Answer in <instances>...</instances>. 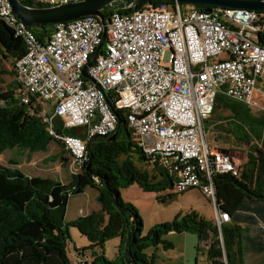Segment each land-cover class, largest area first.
Here are the masks:
<instances>
[{"label": "built area", "instance_id": "1", "mask_svg": "<svg viewBox=\"0 0 264 264\" xmlns=\"http://www.w3.org/2000/svg\"><path fill=\"white\" fill-rule=\"evenodd\" d=\"M34 1L49 7L80 0ZM173 3L112 12L104 23L95 17L57 23L45 43L13 14L8 0H0V21L24 45L13 68L20 103L35 97L51 107V117L44 109L39 114L69 155L71 175L87 162L84 140L110 136L121 111L136 147L172 179L170 192L199 189L215 204L213 177H238L240 166L207 145L204 122L219 94L264 110L255 100L264 80V48L256 43L264 16L219 7L182 11ZM52 117L65 129H79L84 140L54 134ZM214 220L220 230L229 217L216 211Z\"/></svg>", "mask_w": 264, "mask_h": 264}, {"label": "trees", "instance_id": "2", "mask_svg": "<svg viewBox=\"0 0 264 264\" xmlns=\"http://www.w3.org/2000/svg\"><path fill=\"white\" fill-rule=\"evenodd\" d=\"M19 2L32 8L47 7L34 0ZM161 5L174 6V3H143L116 12L130 14ZM178 5L180 8L205 10L200 6ZM111 13H104V20ZM53 26L29 28L38 41L45 43ZM256 43L264 48V31L256 33ZM24 52L23 42L0 21V155L14 147L29 153L45 152L52 142L59 145L63 155L66 153L63 145L49 134L48 125L39 114L42 104L30 97L29 104L23 105L18 98L19 84L13 68ZM216 108L226 109L232 115L233 128H226L228 134L250 146L246 162L239 167L238 177L228 174L213 177L215 208L229 217L227 223L221 224L220 230L215 220L189 213L154 226L145 237H141L142 222L138 211L121 199L119 191L133 184L146 192L164 191L171 189L172 179L157 167H153L156 174L150 175L136 166L135 155L136 160L148 162V159L134 144L123 112L116 111L118 124L114 141L104 137L84 140L79 129H65L59 118L52 117L54 134L84 140L87 162L79 173L71 175L67 184L51 178L27 176L12 167L16 165L12 161L9 163L11 167L0 165V264H70L67 255L70 228H75L88 240L90 249L100 251L91 264H153V257H147L146 249L161 246L163 250H170L173 244L163 238L169 233L183 232L197 237V253L205 251L209 264H244L247 251L264 252V241L258 243L257 238H264V113L254 116L246 105L223 94L216 97L213 111ZM47 116L51 117L52 113ZM156 175L160 180L152 182ZM88 187L97 190L100 209L66 221L69 200ZM168 198L172 200L175 196L169 194ZM253 233L256 238H252ZM113 238H119L120 242L117 258L112 262L102 251L105 242Z\"/></svg>", "mask_w": 264, "mask_h": 264}, {"label": "rangeland", "instance_id": "3", "mask_svg": "<svg viewBox=\"0 0 264 264\" xmlns=\"http://www.w3.org/2000/svg\"><path fill=\"white\" fill-rule=\"evenodd\" d=\"M181 8H183V11L187 8L189 9V7L184 6ZM7 67L8 70H11L9 65H7ZM4 79L5 81H9V78ZM40 108L44 109L49 115L52 112L50 106L42 104ZM250 110L254 116H259L264 113V110L255 108H251ZM212 115L215 122H219L215 126V133L221 131V129H226L227 127L233 128V124L231 122L232 115L228 110L216 108L214 109ZM220 137L221 138H218V140L228 144L229 149H231L230 151L224 152H227L232 158H234L239 166H242L246 162V156L250 151V146L245 144L244 141H235L230 136ZM206 140L208 141V138ZM26 152V150L18 147L7 149L2 153L5 159L4 162L0 161V164L4 165L8 159H11L14 163H21L25 158ZM35 156L37 157V160L47 156L42 167L48 168L50 173H55V171L61 167L63 174L65 173L64 175H68L69 177L71 176V159L67 153L63 155L60 154V147L55 142H52L45 152H39ZM134 162L139 169L146 170L150 173V175L156 174L151 164L142 160H136V155L134 157ZM158 180H160L159 176H157L156 180L152 182H156ZM119 193L124 202L131 204L138 211L142 222L140 231L141 237H145L148 231L154 226L172 222L173 220L181 218L189 213H196L206 220H210V218H213L215 215L213 200L204 195L199 189H189L180 194L170 192L171 195L175 196L172 200H169V194L166 190L146 192L143 191L137 184L121 189ZM97 195V190L88 187L84 190V192L71 197L70 207L73 209L75 208L77 211L79 206L86 205L85 203L89 199L92 206L96 205L98 204L97 200H95ZM163 199L166 200L163 202ZM72 214V209H70L68 216L65 217V219L70 220L73 218ZM69 236L70 241L68 243L67 255L70 264H74L73 256L75 252L83 254L81 258H86L89 263H91L94 258L100 254L98 249L89 248L90 243L88 240L81 236L75 228L69 229ZM163 239L169 240V237L165 236ZM119 242V238H113L105 242L102 252L107 260L112 262L116 260Z\"/></svg>", "mask_w": 264, "mask_h": 264}, {"label": "crops", "instance_id": "4", "mask_svg": "<svg viewBox=\"0 0 264 264\" xmlns=\"http://www.w3.org/2000/svg\"><path fill=\"white\" fill-rule=\"evenodd\" d=\"M257 87L258 88H257V94L255 100L257 101V103H260L261 105L264 106V80L261 79L258 82ZM212 117L213 115H211L209 119L204 122V126H203L205 141L207 145L217 150L230 151L231 149H229L228 144L218 140V138L219 139L221 138L220 136H230L227 131L228 127L227 129H221V131L215 133L214 132L215 126L219 122H215V119ZM230 137L233 140L238 141L237 139H234L232 136ZM207 138L208 141L206 140ZM36 154L37 153L26 152L23 162L16 163V165L12 167L21 170L27 176L51 178L60 181L62 184H67L70 182L71 176L69 177L68 175H64L65 173L63 174L61 167H59L57 171H55V173H50L48 168L42 167L47 156L37 160V157L35 156ZM4 159L5 158L1 154L0 161L4 162ZM11 161H12L11 159H8L4 165L2 164L0 165L4 167H11L8 164ZM166 192L170 194L169 190H166ZM85 204L86 205H80L78 210L76 211L75 208L73 209L70 207V200H69L67 204L65 217L68 216L69 210L72 209L73 218H71L70 220L67 219L65 220L69 222L79 217L86 216L91 212L98 211L100 209L99 204L92 206L90 199L86 201ZM215 212H216V208H215ZM214 219H215V215L213 218H210V221H214ZM166 237H169V240L166 241H169L173 244L172 249L163 250L161 246H157L155 248L150 247L145 251L147 257L150 256L153 257V264H209L206 262L205 251H202L199 254L197 253L198 239L194 234L188 232H183L179 234L169 233ZM256 237L257 235L253 233L252 238H256ZM257 238H258V243L264 241L263 237H257ZM81 256H83V254H78V252L74 253L73 256L74 264H77L80 260L83 262V264H91L86 258L82 259ZM244 264H264V252H256L253 250L247 251L244 257Z\"/></svg>", "mask_w": 264, "mask_h": 264}, {"label": "water", "instance_id": "5", "mask_svg": "<svg viewBox=\"0 0 264 264\" xmlns=\"http://www.w3.org/2000/svg\"><path fill=\"white\" fill-rule=\"evenodd\" d=\"M8 1L12 7L13 14L26 26L54 25L86 17H95L101 23H104L103 14L106 12L123 11L143 3L163 1L200 6L205 8L204 11H210L213 7H219L264 12V0H80L66 5H55L44 8L28 7L19 2V0ZM94 59L95 56L92 57L89 66ZM82 75L87 77L86 68L83 69ZM115 135L116 132L108 136V138H104L108 141H114Z\"/></svg>", "mask_w": 264, "mask_h": 264}, {"label": "clouds", "instance_id": "6", "mask_svg": "<svg viewBox=\"0 0 264 264\" xmlns=\"http://www.w3.org/2000/svg\"><path fill=\"white\" fill-rule=\"evenodd\" d=\"M169 190V189H168ZM217 211V210H216Z\"/></svg>", "mask_w": 264, "mask_h": 264}]
</instances>
